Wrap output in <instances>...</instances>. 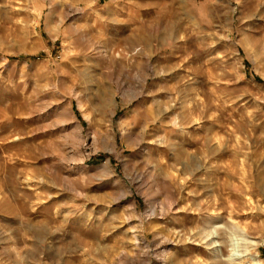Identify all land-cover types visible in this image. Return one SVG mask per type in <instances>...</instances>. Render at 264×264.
I'll return each mask as SVG.
<instances>
[{
	"label": "rangeland",
	"instance_id": "rangeland-1",
	"mask_svg": "<svg viewBox=\"0 0 264 264\" xmlns=\"http://www.w3.org/2000/svg\"><path fill=\"white\" fill-rule=\"evenodd\" d=\"M0 264H264V0H0Z\"/></svg>",
	"mask_w": 264,
	"mask_h": 264
}]
</instances>
